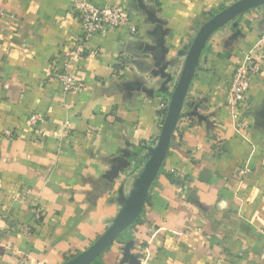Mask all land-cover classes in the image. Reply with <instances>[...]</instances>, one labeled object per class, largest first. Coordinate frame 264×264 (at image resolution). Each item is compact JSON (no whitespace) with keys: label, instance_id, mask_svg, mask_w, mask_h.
Instances as JSON below:
<instances>
[{"label":"crops","instance_id":"0c3cea01","mask_svg":"<svg viewBox=\"0 0 264 264\" xmlns=\"http://www.w3.org/2000/svg\"><path fill=\"white\" fill-rule=\"evenodd\" d=\"M86 1L123 7L136 34L106 28L65 68L82 35L71 0H0V264H63L105 232L196 32L237 0ZM255 46L264 52V6L211 36L147 204L98 264H132L129 241L141 264H264V60L237 110L242 133L226 104ZM64 68L81 89L63 91Z\"/></svg>","mask_w":264,"mask_h":264},{"label":"water","instance_id":"95a60500","mask_svg":"<svg viewBox=\"0 0 264 264\" xmlns=\"http://www.w3.org/2000/svg\"><path fill=\"white\" fill-rule=\"evenodd\" d=\"M264 6V0H237L213 14L196 32L186 53L175 88L170 96L165 118L157 142L150 149V155L138 177L125 205L105 232L99 236L87 249L78 253L63 264H93L128 228L141 216L149 198L150 189L161 171L167 157L177 124L182 115L187 94L198 67L199 60L211 36L224 26L233 22L243 14ZM163 64L161 73L165 68ZM164 77V76H163ZM169 79H167L168 81ZM166 82V81H165ZM133 242L124 247L127 261L141 264L138 258L130 257L129 252Z\"/></svg>","mask_w":264,"mask_h":264},{"label":"built area","instance_id":"2783aa9c","mask_svg":"<svg viewBox=\"0 0 264 264\" xmlns=\"http://www.w3.org/2000/svg\"><path fill=\"white\" fill-rule=\"evenodd\" d=\"M71 3L79 17L82 35L67 58V62L64 65L65 68L75 58L81 56L85 52L86 45L93 35L101 33L106 28H125L129 30L131 35L136 34V28L131 24L129 16L123 7L119 5L107 3L102 7H97L86 0H71ZM263 60L264 52L259 46H255L244 56L243 60L235 66L229 83L226 104L239 133L245 130V126L240 121L237 110L249 93L250 77L258 75L261 72V61ZM65 68L63 71L57 72L55 78L59 81L65 93L78 91L82 88V85L75 83L73 76L68 75ZM43 121V117L37 114H32L29 117V123L33 128L38 127ZM64 125V128L67 127L66 124ZM39 133H42V130H39ZM247 172L248 170L245 168L240 171V174H246ZM36 214H39V210H36Z\"/></svg>","mask_w":264,"mask_h":264},{"label":"trees","instance_id":"16d2710c","mask_svg":"<svg viewBox=\"0 0 264 264\" xmlns=\"http://www.w3.org/2000/svg\"><path fill=\"white\" fill-rule=\"evenodd\" d=\"M137 221H138V220H137ZM137 221H136V222H137ZM126 231H127V230H126ZM126 231H125V232H126ZM125 232H124V233H125ZM124 233L118 238L119 240L123 238L122 236L124 235ZM99 257H100V256H99ZM99 257L93 262V264H98V259H99ZM71 258H72V257H71Z\"/></svg>","mask_w":264,"mask_h":264}]
</instances>
